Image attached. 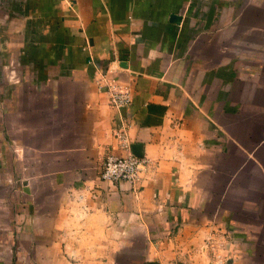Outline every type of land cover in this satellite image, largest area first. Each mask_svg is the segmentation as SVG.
I'll return each instance as SVG.
<instances>
[{"label": "crops", "instance_id": "1", "mask_svg": "<svg viewBox=\"0 0 264 264\" xmlns=\"http://www.w3.org/2000/svg\"><path fill=\"white\" fill-rule=\"evenodd\" d=\"M220 259L264 264V0H0V264Z\"/></svg>", "mask_w": 264, "mask_h": 264}, {"label": "built area", "instance_id": "2", "mask_svg": "<svg viewBox=\"0 0 264 264\" xmlns=\"http://www.w3.org/2000/svg\"><path fill=\"white\" fill-rule=\"evenodd\" d=\"M100 72L98 85L105 91L109 103L120 109L128 106L132 100L129 83L118 77V75H109L108 69ZM114 135L119 144L128 151L125 154L107 153L101 162L100 178L111 182L126 181L134 184L146 164L147 158L144 155L136 154L132 150V142L129 139L127 124L123 115H121L120 122L114 128ZM222 263L223 260L220 259L217 264ZM181 264L189 263L183 262Z\"/></svg>", "mask_w": 264, "mask_h": 264}, {"label": "rangeland", "instance_id": "3", "mask_svg": "<svg viewBox=\"0 0 264 264\" xmlns=\"http://www.w3.org/2000/svg\"><path fill=\"white\" fill-rule=\"evenodd\" d=\"M203 91H214V88H195V92L198 93V92H203Z\"/></svg>", "mask_w": 264, "mask_h": 264}, {"label": "water", "instance_id": "4", "mask_svg": "<svg viewBox=\"0 0 264 264\" xmlns=\"http://www.w3.org/2000/svg\"><path fill=\"white\" fill-rule=\"evenodd\" d=\"M133 151H134L136 154H138V155H142V153L139 152V151H137L136 149H133Z\"/></svg>", "mask_w": 264, "mask_h": 264}]
</instances>
